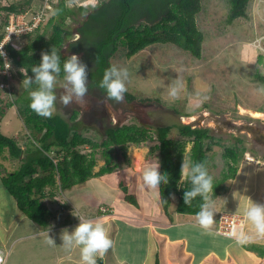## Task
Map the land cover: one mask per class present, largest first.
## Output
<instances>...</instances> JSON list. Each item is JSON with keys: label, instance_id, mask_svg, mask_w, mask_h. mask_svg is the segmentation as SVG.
Returning a JSON list of instances; mask_svg holds the SVG:
<instances>
[{"label": "trees", "instance_id": "1", "mask_svg": "<svg viewBox=\"0 0 264 264\" xmlns=\"http://www.w3.org/2000/svg\"><path fill=\"white\" fill-rule=\"evenodd\" d=\"M73 1L71 3H74ZM227 1L229 5L227 23L246 16V6L250 0ZM67 2L69 0H54V14L43 29L27 36L20 51H9L16 75L21 81L27 76L34 78L32 66L38 65L41 62V53L50 52L52 47L60 54L61 68L63 67V62L68 56L64 55L62 49L69 35L67 27L72 21L73 14ZM5 3L0 7V39L8 15L30 7L29 2L26 5H19L18 0H5ZM105 4L115 13L106 20L103 18L104 12H99L97 18L102 17L98 21L101 25L94 27L95 30L92 31V35H97L98 39L90 40L91 32L88 33L84 27V24L93 20L92 13L77 28L79 40L70 45L73 54L82 53V58L90 60L94 65L96 74L93 76V72L90 77L94 79L97 87L105 69L112 66L110 58L119 49H125L126 57L130 58L153 44H171L196 59L201 57L203 34L196 23V16L201 11V0H110L102 6ZM79 10L84 12L86 8L80 7ZM141 20L146 22H140ZM82 40L89 42L90 45L80 47L78 44ZM63 75L61 71L59 78H63ZM261 79L264 81V78ZM36 87L33 84L31 89L24 88L20 93L15 92L13 103L9 101L2 103L0 100V105L3 106L0 113L15 105L28 131L23 148L16 140L0 132V159L6 152L14 158H19L23 154L20 167L3 180V186L28 218L37 224H43L47 211L40 198L45 189L64 190L82 184L93 176L111 173L117 168V164L112 162L113 152H121L125 156L128 144L140 145L150 141L153 132L135 123H124L108 128L104 138L97 142L71 128L70 123L76 119L77 112H74L66 122L57 115L47 119L32 111L29 107L31 102L29 92ZM125 101L135 102V99L125 93ZM137 102L149 103L153 100L139 99ZM155 136L158 142L156 147L159 171L161 174L169 175V183L161 184L158 189L164 212L167 213L170 200L175 196L176 213L196 215L204 201L202 197L197 196L190 205L184 203V192L190 190L192 185L188 177L181 183V166L187 156V162H202L208 170L209 154L214 147L220 146V141L212 135L209 128L191 125L157 127ZM235 142L234 146L225 147L223 150L225 166L219 177L213 180V192L209 193L211 198L227 193L228 187L225 182L234 179L237 174L246 148L242 140L236 139ZM98 151L104 165L93 173ZM261 255H264V252ZM96 264H102V260L98 259Z\"/></svg>", "mask_w": 264, "mask_h": 264}, {"label": "rangeland", "instance_id": "2", "mask_svg": "<svg viewBox=\"0 0 264 264\" xmlns=\"http://www.w3.org/2000/svg\"><path fill=\"white\" fill-rule=\"evenodd\" d=\"M109 1L67 2L73 14L67 27L69 35L64 42V55L73 54L65 50L79 40L77 28L92 13L93 20L84 27L88 33L91 32L90 40L97 38L92 31L101 25L98 21L102 17L97 18L99 12H104L103 18L106 20L115 13L106 4L102 6ZM29 3L37 9L40 0H30ZM5 4V0H0V7ZM80 7L86 10L81 12ZM228 9L227 0H201V11L196 16L197 27L203 34L199 59L171 44H153L130 58L126 57L125 49L113 54L109 60L111 65L126 67L130 73L126 94L133 97L135 102L124 100L123 104L114 106L116 103L106 98L105 91L94 87L93 79L83 101L74 100L64 107L59 100L64 92L63 78H58L55 115L68 122L70 116L77 112L76 119L70 123L71 128L97 142L104 138L108 128L124 123L149 128L153 132L152 140L128 146L125 156L121 152L112 153L113 164L120 166H129L131 158L137 166L145 162L156 163L158 142L155 129L167 125H191L211 130L212 135L220 141V146L214 147L209 154L208 171L214 179L219 177L225 166L222 157L224 148L234 146L236 139L242 140L246 148L243 161L251 158L252 168L264 166V94L258 91L264 86L261 79L264 78V0H250L246 6V16L231 23L226 21ZM78 45L87 47L90 44L82 40ZM78 55L88 66L89 72L93 73L91 61L84 60L82 53ZM95 74L96 71L93 76ZM175 79L184 85L178 99H172L167 94V86ZM14 88L17 93L24 89L17 75ZM139 99H152L153 102L140 103L137 102ZM10 112L7 110L4 113L2 121H9ZM249 112L260 113L261 116L253 117ZM12 127V133H25L17 118L12 122ZM256 138H262V143L256 142ZM96 159L103 164L100 151L96 153ZM124 187L122 191H126ZM97 189V193L104 190L101 187ZM252 203L256 202L252 200Z\"/></svg>", "mask_w": 264, "mask_h": 264}, {"label": "crops", "instance_id": "3", "mask_svg": "<svg viewBox=\"0 0 264 264\" xmlns=\"http://www.w3.org/2000/svg\"><path fill=\"white\" fill-rule=\"evenodd\" d=\"M18 1L26 5L30 0ZM32 7L28 9L36 8ZM7 110H11L10 119L2 121ZM15 118L24 128V136L12 133ZM0 132L24 147L28 131L15 105L0 113ZM22 158L23 154L14 158L6 152L0 159V249L6 254L5 264H81L80 249L66 250L61 239L64 229L71 233L79 224L78 217L100 221L107 228L113 243L103 257L97 255L96 261L101 259L102 264H260L264 256V239L255 238L246 216L243 233L253 237L248 243L241 245L215 232L220 212L244 214L252 200L264 204V166L252 168L247 159L240 163L235 178L225 182L227 193L211 198L215 202L214 224L205 230L196 215L176 213L175 196L165 213L159 190L148 189L142 181L144 167L152 162L137 166L133 158L129 166L117 165L111 173L93 176L68 189H45L40 201L47 216L45 223L37 224L18 208L3 186ZM103 165L104 161H96L93 173ZM185 180L182 176L181 183ZM123 186L126 191L121 190ZM98 187L104 190L97 193ZM102 208L107 211L102 212ZM47 230L54 246L46 243Z\"/></svg>", "mask_w": 264, "mask_h": 264}, {"label": "clouds", "instance_id": "4", "mask_svg": "<svg viewBox=\"0 0 264 264\" xmlns=\"http://www.w3.org/2000/svg\"><path fill=\"white\" fill-rule=\"evenodd\" d=\"M71 3L72 0H69ZM0 45V57L6 54ZM6 69L11 68L9 62L5 63ZM63 71V89L64 92L59 96L60 102L64 107H68L75 100L81 102L89 93V69L81 60L79 55L72 54L63 62L61 68V56L55 47L50 52L41 53V62L32 66L33 77L27 76L22 81L25 89H31L35 84V90L29 92L30 105L32 111L37 115L51 119L56 113V85L58 78ZM130 73L126 67L112 65L105 69L102 79L99 82V88L105 90L106 98L114 101L116 104H123L125 93L128 91L127 82ZM184 85L179 79H175L167 86V94L172 99H178ZM264 94V86L258 90ZM160 164H149L142 171V181L144 186L151 190H157L161 184L169 183L168 173L161 174ZM190 178L191 189L184 192V203L190 205L197 196L202 197L204 203L200 211L196 214L198 223L205 230H210L214 224L215 202L211 199L209 193L213 192V176L209 174L206 166L202 162L190 163L183 161L181 166V177ZM247 221L254 229L255 238H264V204L252 203L245 210ZM79 218V224L71 233L67 229L62 231L61 239L63 247L66 250L73 248L80 249L81 264H96V257H103L112 247V240L109 238L108 230L100 221ZM46 243L54 246L55 242L49 238L47 230ZM233 235H236L233 230ZM237 243L243 245L248 243L252 236L241 232L236 236ZM0 264H4V258L0 257Z\"/></svg>", "mask_w": 264, "mask_h": 264}, {"label": "built area", "instance_id": "5", "mask_svg": "<svg viewBox=\"0 0 264 264\" xmlns=\"http://www.w3.org/2000/svg\"><path fill=\"white\" fill-rule=\"evenodd\" d=\"M53 4L54 0H40L37 9H25L8 15L3 27V36L0 39V45L3 46L2 50L6 54L5 57H0V100L2 103L7 101L13 103L16 92L14 88L16 71L9 51H20L25 45L24 40L27 36L43 29L54 14ZM6 60L11 64L9 69L5 67ZM101 211L106 212L107 210L102 208ZM245 224V215L240 212H220L215 232L222 237L237 241L236 236L244 232ZM233 230L236 235H233ZM258 239L263 240L264 238ZM0 257L4 258L5 264L6 254L1 249ZM260 264H264V256L261 258Z\"/></svg>", "mask_w": 264, "mask_h": 264}, {"label": "flooded vegetation", "instance_id": "6", "mask_svg": "<svg viewBox=\"0 0 264 264\" xmlns=\"http://www.w3.org/2000/svg\"><path fill=\"white\" fill-rule=\"evenodd\" d=\"M79 38H80V35H79ZM62 51L64 52V50L62 49ZM66 52H68V51H70V52H72V50H71V48H69V50L68 49H66L65 50ZM73 53V52H72ZM79 54H81V53H79ZM78 55V54H77ZM89 75L91 76V72H89ZM93 81V79L92 78H89V83H91ZM94 83H95V81H93ZM94 87L96 88L97 87V85H95L94 84ZM117 105H120V104H115L114 106H117ZM254 133V132H253ZM263 139H264V137H263ZM262 138H256V142H258V143H262Z\"/></svg>", "mask_w": 264, "mask_h": 264}, {"label": "bare ground", "instance_id": "7", "mask_svg": "<svg viewBox=\"0 0 264 264\" xmlns=\"http://www.w3.org/2000/svg\"><path fill=\"white\" fill-rule=\"evenodd\" d=\"M241 110V109H240ZM242 111V110H241ZM249 114H251L253 117H260L261 116V114L260 113H255V112H249ZM192 119V118H191ZM135 157H136V161L138 162V156H136L135 155ZM247 160H249L250 162H252L253 160L251 159V158H248Z\"/></svg>", "mask_w": 264, "mask_h": 264}, {"label": "water", "instance_id": "8", "mask_svg": "<svg viewBox=\"0 0 264 264\" xmlns=\"http://www.w3.org/2000/svg\"><path fill=\"white\" fill-rule=\"evenodd\" d=\"M124 100H125V98H124ZM127 105H128V103H127Z\"/></svg>", "mask_w": 264, "mask_h": 264}]
</instances>
